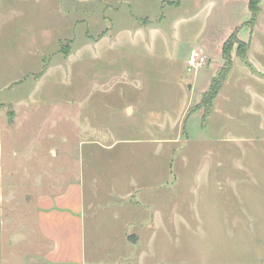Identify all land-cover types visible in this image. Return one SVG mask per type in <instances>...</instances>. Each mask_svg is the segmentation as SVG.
Returning a JSON list of instances; mask_svg holds the SVG:
<instances>
[{
    "label": "rangeland",
    "instance_id": "obj_1",
    "mask_svg": "<svg viewBox=\"0 0 264 264\" xmlns=\"http://www.w3.org/2000/svg\"><path fill=\"white\" fill-rule=\"evenodd\" d=\"M259 7L251 26L247 0H0V264L29 262L54 180L158 216L129 227L131 264H264V86L235 59L197 101L236 27L232 58L247 26L264 69Z\"/></svg>",
    "mask_w": 264,
    "mask_h": 264
},
{
    "label": "crops",
    "instance_id": "obj_2",
    "mask_svg": "<svg viewBox=\"0 0 264 264\" xmlns=\"http://www.w3.org/2000/svg\"><path fill=\"white\" fill-rule=\"evenodd\" d=\"M246 28L250 34L249 37H241L240 31L238 36L241 40L249 42L246 53L248 63L243 62L233 51L231 67L235 59L240 61L244 68L245 76L242 79L244 83L252 80L264 86V69L255 65L252 58L248 57L253 49L251 40L253 30L247 26ZM226 39L222 41L221 49ZM198 48L203 51L201 45ZM231 69L212 100V109L213 101L219 96L223 87L230 83ZM211 79L207 83L208 86L202 89L197 101H201L203 94L210 86ZM178 83L177 81L176 87ZM193 86L194 80L191 84L192 89ZM139 101L142 102L141 99ZM96 141L102 142L99 139L94 140ZM103 145L109 147L111 143L107 142ZM58 184L56 180L49 182L48 186L53 187L54 190L38 191L34 196L33 222L37 241L35 243L31 241L32 248L27 253L29 262L26 264H121L124 260L128 261L126 264H131L129 261L135 259L137 253L134 248L136 238L133 234H129V227L141 225L146 230L152 229L155 223L157 224L158 216L146 209L123 213L122 209L127 202L122 203L121 199H125L128 194H112V203L106 206L101 200L102 195L93 193L86 197L81 184L69 181L66 184L63 183L65 185L60 188L56 187L59 186ZM152 189L158 188L152 187ZM152 189L146 188V190Z\"/></svg>",
    "mask_w": 264,
    "mask_h": 264
},
{
    "label": "trees",
    "instance_id": "obj_3",
    "mask_svg": "<svg viewBox=\"0 0 264 264\" xmlns=\"http://www.w3.org/2000/svg\"><path fill=\"white\" fill-rule=\"evenodd\" d=\"M259 2L260 0H248V9L250 12V19H249V24L252 26L253 23L256 21L258 14L260 12V7H259ZM235 32V33H234ZM232 34L223 44L222 46V65L216 72V74L212 77L210 86L208 90L203 94L202 99H201V105H206L208 104L211 106L212 100L214 99L215 95L217 94L220 86L222 83L225 81L230 68L232 64V56H231V45L230 41L235 40V34H236V29ZM238 43V48L239 51H236V54L240 59L248 63L246 53L247 50L249 49V42H237ZM203 107V106H201ZM209 113V112H208Z\"/></svg>",
    "mask_w": 264,
    "mask_h": 264
},
{
    "label": "built area",
    "instance_id": "obj_4",
    "mask_svg": "<svg viewBox=\"0 0 264 264\" xmlns=\"http://www.w3.org/2000/svg\"><path fill=\"white\" fill-rule=\"evenodd\" d=\"M206 62V57L198 49L192 48L187 59V71H196Z\"/></svg>",
    "mask_w": 264,
    "mask_h": 264
}]
</instances>
